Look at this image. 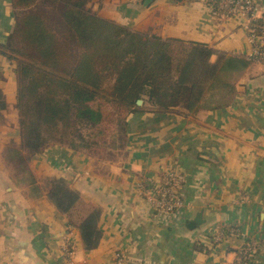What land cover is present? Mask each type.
I'll use <instances>...</instances> for the list:
<instances>
[{
    "label": "crops",
    "instance_id": "crops-1",
    "mask_svg": "<svg viewBox=\"0 0 264 264\" xmlns=\"http://www.w3.org/2000/svg\"><path fill=\"white\" fill-rule=\"evenodd\" d=\"M143 1L91 0L87 8L149 37L205 45L212 51L209 62L218 53L246 59L251 44L239 18H214L203 0H153L147 6ZM15 12L12 0H0V88L6 103L0 119V264H113L117 250L124 252L125 264H239L243 259L264 264V60L222 73L230 78L228 90L213 86L194 111L180 105L160 110L142 99L125 114L126 138L117 159L50 144L28 161L35 179H66L79 192L82 215L100 208L101 237L87 250L71 225L76 217L59 212L43 185L38 183L36 195L28 183L14 181L5 160V148L19 141L13 115L17 77L4 46ZM96 110L101 117L89 126L103 120ZM163 168L185 176L184 207L169 224L157 221L137 191L140 180L158 177ZM199 212L201 223L190 228ZM218 231L224 236L215 242ZM65 243L71 246L69 259Z\"/></svg>",
    "mask_w": 264,
    "mask_h": 264
},
{
    "label": "trees",
    "instance_id": "trees-1",
    "mask_svg": "<svg viewBox=\"0 0 264 264\" xmlns=\"http://www.w3.org/2000/svg\"><path fill=\"white\" fill-rule=\"evenodd\" d=\"M90 1L12 0L15 26L4 46L24 59L7 54L19 81L20 137L5 148V154L21 172V176L12 174L13 180L28 183L36 195L40 190L27 168L29 159L50 144L80 149L81 144L63 141L62 136L75 126L82 143L76 125L89 126L100 119L91 102L102 91L131 109H137L136 100L146 96L160 110L180 105L194 111L213 86L228 90L230 78L222 73L241 72L252 62L225 53L209 62L212 51L205 45L149 37L91 13ZM5 107L0 88V119ZM46 196L59 212L76 217L71 225L79 230L83 247L95 248L101 237L100 208L82 215L79 192L63 177L47 179ZM244 263L245 259L239 264Z\"/></svg>",
    "mask_w": 264,
    "mask_h": 264
},
{
    "label": "built area",
    "instance_id": "built-area-1",
    "mask_svg": "<svg viewBox=\"0 0 264 264\" xmlns=\"http://www.w3.org/2000/svg\"><path fill=\"white\" fill-rule=\"evenodd\" d=\"M214 18L237 17L246 30L251 49L246 53L249 61L264 60V5L255 0H203ZM184 173L174 168H163L158 177H146L137 183V191L148 205L157 221L169 224L177 220L184 207L182 187ZM223 231L213 236L215 242L222 238ZM64 253L71 254V246L64 247ZM249 255H247V258ZM121 250L114 253L113 264H125ZM68 263L70 264L69 260ZM246 264V262L244 263Z\"/></svg>",
    "mask_w": 264,
    "mask_h": 264
},
{
    "label": "rangeland",
    "instance_id": "rangeland-1",
    "mask_svg": "<svg viewBox=\"0 0 264 264\" xmlns=\"http://www.w3.org/2000/svg\"><path fill=\"white\" fill-rule=\"evenodd\" d=\"M5 49L12 55L17 56L18 61L19 59H24L23 56H20L19 53H17L14 49L10 47ZM16 77H17V73H16ZM18 85H19V81L17 77V86ZM223 95L224 94H222V96ZM143 97L146 98L147 100L146 96ZM223 97L222 100L224 99ZM148 103L151 102L148 101ZM151 105L155 106L153 104ZM91 106L94 109L101 110L103 120L96 126H83L80 124L76 125V127H78V131L80 129V132L83 135L84 139L82 143H79L81 140L77 139L75 126H71L70 128L66 129V134L62 136L63 141L68 142L69 140L72 139L74 140V142H76V144H81L79 147L80 149L91 151L93 155L99 159L102 160L117 159L123 153V145L125 143V138H126L124 131V117L126 112L131 110V107L123 106L117 102H114L103 91L98 95H96L94 100L91 102ZM13 115L17 117L16 122L19 127V109L17 107L13 109ZM59 129L61 133L63 131V128L59 127ZM60 133L57 132L55 136L58 137ZM52 142L55 141L52 140L50 143ZM5 160L7 162V165L11 169L13 175L21 176V172L17 169L16 165L14 166L10 163V160L7 158V154H5ZM49 178L51 177H47L43 180L35 179L36 186H39V184H41V186L43 185L46 188L47 179ZM66 245L69 246V244L65 243V246Z\"/></svg>",
    "mask_w": 264,
    "mask_h": 264
},
{
    "label": "water",
    "instance_id": "water-1",
    "mask_svg": "<svg viewBox=\"0 0 264 264\" xmlns=\"http://www.w3.org/2000/svg\"><path fill=\"white\" fill-rule=\"evenodd\" d=\"M152 1H153V0H144V1H143V4H144L145 6H147V5L150 4ZM141 103H142V99H137V100H136V104H141ZM201 221H202V220H201V213L199 212V213L196 214L195 218H194L191 222H189L188 226H189L190 228H193L196 224H200Z\"/></svg>",
    "mask_w": 264,
    "mask_h": 264
}]
</instances>
